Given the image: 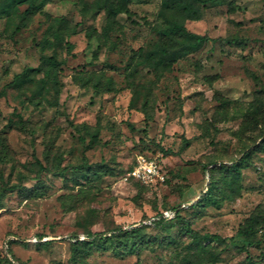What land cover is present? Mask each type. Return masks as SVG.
<instances>
[{
	"label": "rangeland",
	"instance_id": "obj_1",
	"mask_svg": "<svg viewBox=\"0 0 264 264\" xmlns=\"http://www.w3.org/2000/svg\"><path fill=\"white\" fill-rule=\"evenodd\" d=\"M94 1L49 0L17 32L16 15L0 17V89L53 52L44 39L54 17L78 23L65 37L69 46L54 48L62 63L51 103L35 105L28 89L7 87L0 96V264H263V245L243 243L235 232L249 214L264 212V0L201 7L199 19L185 21L188 30L246 42L210 40L157 77L140 66L129 73L134 50L156 38L153 26L166 24L157 15L160 0H130V18L119 14L107 32ZM98 77L112 89L92 87ZM245 152L239 193L218 206L192 205L209 167ZM138 154L157 160L166 181L147 185L129 176ZM67 165L98 171L87 178ZM178 204L191 230L233 238L195 241L179 222L146 219ZM87 207L92 217L83 216ZM134 226L140 235L125 244H82L86 251L72 259V243L91 238L86 231ZM257 236L264 237V222Z\"/></svg>",
	"mask_w": 264,
	"mask_h": 264
},
{
	"label": "trees",
	"instance_id": "obj_2",
	"mask_svg": "<svg viewBox=\"0 0 264 264\" xmlns=\"http://www.w3.org/2000/svg\"><path fill=\"white\" fill-rule=\"evenodd\" d=\"M49 0H0V17L14 16L16 15L19 20L15 23L14 32L19 31L20 28L25 26L26 20L34 14L36 11L41 10ZM130 0H95L94 1V12L104 10L107 19V24L103 27V30L109 31L115 23H117V16L121 13L127 15L130 18L131 11L128 8ZM216 0H160L158 9L159 21H164L166 24L162 27L153 26L152 32L155 33L156 38L149 41L144 46H139L134 50L133 63L131 65L130 75H137L139 68H145L147 72L154 76L161 75L165 70H168L173 63L177 60L187 56L190 53L198 51L206 42L220 41L228 44H240L245 43V38L240 37H228L218 36L215 38L209 37L207 34H199L190 31L185 26L186 20H197L201 16V7L213 5ZM26 3L23 10L19 9V5ZM78 23H75L73 27L67 25L66 19L63 17H54L53 22L48 27V33L50 38L46 37L44 41L46 44L53 45V52L51 54H42L39 58V62L35 66H25L21 71L13 74L11 79L4 84L0 89V96L5 94L7 87L16 88L18 90L28 89V99L34 102L35 105L42 103H51L47 94H57L59 91V80L58 72L59 67L62 63L61 60L57 59L55 53V47H62L65 45L69 46L68 40L65 37L76 32ZM52 39V40H50ZM99 48V46H98ZM93 56L96 53L93 52ZM90 78L85 79L82 84L88 83ZM103 86V89L110 91L112 89V83L110 79L101 82L98 77L95 82L92 83V87L99 89ZM18 121L22 123V118L18 115ZM97 133L91 135V139L95 138ZM264 142V132L263 140ZM165 153H169V150H164ZM247 153L240 156L238 159L232 161L230 164H212L208 169V182L206 183L205 190L201 196L192 205H202L212 203L213 205H220V201L225 198H231L239 193V177L240 169L244 167L247 159ZM135 165V161L132 163L130 169ZM42 169V166L40 165ZM65 169H68L71 173H79L84 177L91 178L98 171L96 168L90 166H76L67 165ZM97 174V173H96ZM167 179V175H166ZM165 179V181H166ZM135 181L141 183L139 180ZM164 181V182H165ZM220 192V195L217 193ZM1 193H0V207H1ZM186 207L178 204L172 207L160 208L154 212L150 224L156 226H165L166 223L179 222L182 224V231L187 233L193 240H207V241H218L225 242L230 237H221L218 234L206 232L198 234L191 230L184 217L181 214V210ZM173 209L175 214L172 218H163L161 213L163 210ZM94 209L87 207L83 214L84 217H92ZM146 219H151L147 216ZM264 222V212L258 211L249 214L245 220L238 226L235 235L239 239L248 245L264 247V237L257 236V230ZM143 225V224H141ZM140 226H134L131 228L117 227L110 234L106 232H91L86 231L87 236H91L88 240H75L72 243V259H80L83 250L82 244L89 243H104L112 238L119 239L125 244L127 239L133 236H139ZM41 236V234H39ZM12 240L6 242V248ZM203 253H210L204 248H200ZM210 250V249H209ZM261 262L264 264V250L262 251ZM242 264H255L251 259H248Z\"/></svg>",
	"mask_w": 264,
	"mask_h": 264
},
{
	"label": "built area",
	"instance_id": "obj_3",
	"mask_svg": "<svg viewBox=\"0 0 264 264\" xmlns=\"http://www.w3.org/2000/svg\"><path fill=\"white\" fill-rule=\"evenodd\" d=\"M128 175L147 185L152 183L164 182L166 179V174L159 165L158 161L143 154H138L136 156L135 165L128 172ZM174 214L175 210L166 209L162 211L161 216L168 219L172 218ZM152 219H154V217L151 218V220ZM151 220H148V222H150Z\"/></svg>",
	"mask_w": 264,
	"mask_h": 264
}]
</instances>
